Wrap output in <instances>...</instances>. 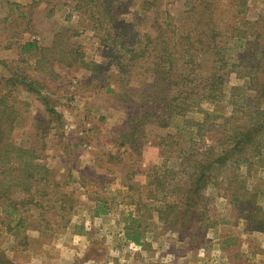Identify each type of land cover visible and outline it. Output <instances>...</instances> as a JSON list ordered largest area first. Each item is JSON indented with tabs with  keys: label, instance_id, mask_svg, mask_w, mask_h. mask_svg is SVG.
Segmentation results:
<instances>
[{
	"label": "rangeland",
	"instance_id": "obj_1",
	"mask_svg": "<svg viewBox=\"0 0 264 264\" xmlns=\"http://www.w3.org/2000/svg\"><path fill=\"white\" fill-rule=\"evenodd\" d=\"M210 1L216 7L219 27L225 31L221 41H229L225 43L230 61L224 86L227 100L205 103L202 111L178 117L168 127L154 120L141 122L140 107L125 103L120 96L127 94V86L122 89L107 77L117 73L116 62L122 54L109 35L120 33L118 23L133 25L137 33L156 35L157 18L179 22L193 5L204 8ZM113 3L115 18L111 21L100 12L92 19L90 8L81 0H0V59L44 83L41 95L61 117L59 122L52 119L46 103L36 95L15 91L26 121L14 131V139L25 148L42 149L41 163L59 176L60 188L77 200L68 223L55 221L58 219L51 213L42 219L39 210L24 215L23 228L12 225L10 230L0 221V264H40L42 257L59 255V248L79 247L81 243L73 240L78 236L88 238L97 250L114 247L120 255L116 264H121V255H136L132 245L143 239L146 244L137 251L157 254L159 264H166V255L173 261L169 264H230L235 255L237 264H264L250 259L252 244L264 245V229L255 228L264 227V127L256 129L264 124V98L260 97L264 88L259 85L264 0ZM57 38H68V44L79 47L88 63L102 66L105 72L64 66L59 54L51 55L46 69L39 63L42 53L21 50L27 41L52 47ZM0 76H9L2 65ZM142 78L137 74L128 86L140 89ZM108 83L116 94L107 92ZM206 119L204 128L194 124ZM240 128L251 130L253 145L236 153L233 164L214 165L208 171L212 179L191 223L159 220L156 209L165 207L163 201L174 202L172 192L184 182L183 170L192 159L190 149L204 153L217 145L214 151L220 153L229 136L239 134ZM183 155L186 164H182ZM156 175L166 183L159 196L161 201L164 197L162 204L151 197L155 187L148 185ZM101 202L106 214L111 209L112 218L97 220L96 230L88 232L84 224ZM185 208L182 205L176 212ZM123 226L127 235L137 233L133 236H139V243L127 236L131 246L122 244L119 234ZM92 251L85 249L84 255L104 254Z\"/></svg>",
	"mask_w": 264,
	"mask_h": 264
},
{
	"label": "trees",
	"instance_id": "obj_2",
	"mask_svg": "<svg viewBox=\"0 0 264 264\" xmlns=\"http://www.w3.org/2000/svg\"><path fill=\"white\" fill-rule=\"evenodd\" d=\"M81 1H84L90 8L92 19H95L100 12L104 18L114 21L115 14L112 11V5L116 0ZM204 4V8L200 5H193L179 22L172 19L160 21L157 18L155 21L156 35L137 33L133 25H121V23L117 26L120 33L116 37L109 35V40H112V44L116 45L122 54L116 62L117 73L109 74L107 77L118 83L122 89L127 86L126 92L132 97L125 93L120 96L125 103L136 104L140 107L141 122H153L154 120L168 127L178 117L183 118L188 113L202 111L205 103L227 100L228 94L224 91V86L230 61L227 59L228 50L225 43L229 41H221L225 31L219 27L215 18L214 3L210 1ZM64 39L57 38L52 47H39L36 41H27L21 45V50L28 53H42L39 63L42 61L46 69L50 65L51 55L59 54L61 59L64 57V66L77 65L79 68L94 72H105L102 66L88 63L79 47L75 48L74 45L68 44V38ZM260 62L259 67L262 64L263 71L260 72L259 85L264 88V48ZM1 65L9 71L8 77L0 76L1 225L8 226L10 230H12L10 228L12 225L23 228L25 227L24 215L33 210L41 211L43 214L41 218L45 216L44 214L51 213L58 219L55 221L68 223L70 215L75 212L76 198L73 194L63 191L60 188L61 182L57 179L58 175L47 165L41 163L43 161L42 149L25 148L14 139V131L26 121L19 107L21 103L14 94L15 91L36 95L38 99L46 103L52 119L55 118L59 122L61 117L50 107L48 99L41 95L40 86L44 83L24 72L14 70L10 63L0 59ZM237 66L233 64L234 68ZM137 74L143 75L140 89L128 86ZM107 92L116 94L117 91L108 83ZM260 97L264 98V89ZM209 118L210 115L207 116V119ZM207 119L201 124H194L199 128H204L207 125ZM211 126L215 127V125ZM263 127L264 124H260L256 129L262 130ZM238 132L239 134L236 132L229 136L230 141L225 146L226 149L220 153H215L217 145L210 147L212 149L210 152L204 153L195 147L190 149L192 159L188 160L190 163L188 168L183 170L184 182L177 186L178 189L175 192H172L174 194L172 196L175 197L174 202L163 201L164 197H162L166 205L156 209L159 220L166 218L174 224L191 223L192 218L197 214V207L205 199L204 189L212 179L208 171L214 165L233 164L238 157L236 153L246 152L249 149L248 145H253L254 140L250 129L240 128ZM255 148L259 149V146ZM182 153L186 154L187 151L182 150ZM184 156H179L182 164H186ZM153 184L155 186H152ZM148 185L155 187L154 195L151 197L157 198L162 204L159 196L163 193V187L166 186L164 178L153 176V181ZM102 205L101 202L95 210V217L107 212L106 209H102ZM182 205L186 208L177 213L176 211ZM138 208L140 209L141 206ZM190 214H192L191 218H189ZM255 228L264 229L263 226H255ZM133 234L137 233L134 231ZM133 234L127 235L128 239L139 243V236H133Z\"/></svg>",
	"mask_w": 264,
	"mask_h": 264
},
{
	"label": "crops",
	"instance_id": "obj_3",
	"mask_svg": "<svg viewBox=\"0 0 264 264\" xmlns=\"http://www.w3.org/2000/svg\"><path fill=\"white\" fill-rule=\"evenodd\" d=\"M59 178V176H58ZM59 180V179H58ZM95 207V205H94ZM98 208V207H97ZM108 210V209H107ZM111 209H109V214H106L105 216L103 214V216H98L95 217L94 215L89 216L88 220L86 221V223L84 224L86 226V231H93L96 230L94 227L97 224V220H100L101 222H103L105 220V218H110L111 214H110ZM102 217V218H99ZM112 218V217H111ZM125 226V225H124ZM122 227L120 230V241L122 242L123 245L125 246H131L130 245V241L127 239V233L125 231V227ZM88 234V233H86ZM79 237V238H78ZM76 238H73V240H75L78 243H81L79 247H73L74 245H70L68 248H64L60 250L59 247H63V245H59L57 246L59 248V251L61 253H59V255H55V257H47L48 259H45L42 257V261L40 262V264H116V262H119V258L118 256L120 255H116V251L114 250V247L111 248H104L103 250H97L94 248V245H90L91 243L88 241V238L84 237V236H78ZM146 243H144V239L140 241L139 244H133L132 246H135L136 249L134 250V252L136 253V255H128V253H126V255H121L120 257V263L121 264H159V256L156 255H140V251L137 250H142L143 246H145ZM253 245V251H251L250 253L252 255H250V259H254L255 260H259V261H263L264 262V245L263 244H252ZM93 248V251L95 252H101L104 253L103 255H84L85 249L89 250V252H91V248ZM92 251V252H93ZM92 256V257H91ZM224 256V255H222ZM249 257V255H248ZM237 258V255L234 256V260L232 258V260L230 261V264H232V262L234 264H237L235 262V259ZM164 263L169 264V262H173L172 260H169L168 255H166V261L163 260Z\"/></svg>",
	"mask_w": 264,
	"mask_h": 264
}]
</instances>
